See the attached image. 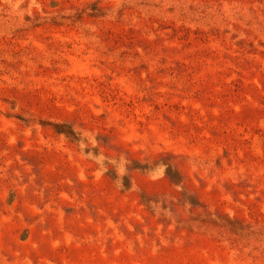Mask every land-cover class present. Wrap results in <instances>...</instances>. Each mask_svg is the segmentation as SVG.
Here are the masks:
<instances>
[{
    "label": "rangeland",
    "instance_id": "rangeland-1",
    "mask_svg": "<svg viewBox=\"0 0 264 264\" xmlns=\"http://www.w3.org/2000/svg\"><path fill=\"white\" fill-rule=\"evenodd\" d=\"M0 264H264V0H0Z\"/></svg>",
    "mask_w": 264,
    "mask_h": 264
}]
</instances>
